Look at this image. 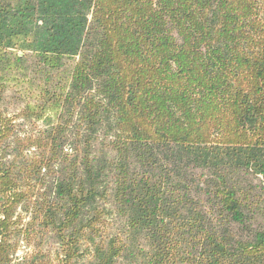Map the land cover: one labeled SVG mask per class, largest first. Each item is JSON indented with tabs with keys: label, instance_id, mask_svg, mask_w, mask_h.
I'll use <instances>...</instances> for the list:
<instances>
[{
	"label": "trees",
	"instance_id": "trees-1",
	"mask_svg": "<svg viewBox=\"0 0 264 264\" xmlns=\"http://www.w3.org/2000/svg\"><path fill=\"white\" fill-rule=\"evenodd\" d=\"M0 264H264V0H0Z\"/></svg>",
	"mask_w": 264,
	"mask_h": 264
}]
</instances>
